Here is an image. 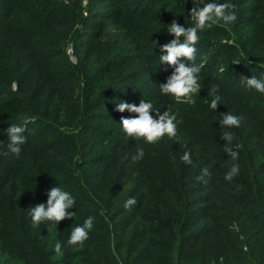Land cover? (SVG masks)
<instances>
[{
    "label": "trees",
    "instance_id": "16d2710c",
    "mask_svg": "<svg viewBox=\"0 0 264 264\" xmlns=\"http://www.w3.org/2000/svg\"><path fill=\"white\" fill-rule=\"evenodd\" d=\"M210 2L234 5L237 19L198 31L195 61L181 59L201 67V89L166 104L176 137L128 136L121 119L137 114L117 105L144 100L154 118L165 112L160 85L174 67L159 57L175 38L167 29L173 20L194 26L191 9ZM94 4L0 0V264H264V93L245 83L264 79V0H113L107 13ZM146 63L142 74L159 79L133 83ZM227 113L239 127H222ZM11 125L25 129L18 156L8 149ZM138 147L145 154L134 162ZM53 187L75 199L74 215L34 225L32 208ZM88 217V239L68 245Z\"/></svg>",
    "mask_w": 264,
    "mask_h": 264
},
{
    "label": "clouds",
    "instance_id": "9594fccd",
    "mask_svg": "<svg viewBox=\"0 0 264 264\" xmlns=\"http://www.w3.org/2000/svg\"><path fill=\"white\" fill-rule=\"evenodd\" d=\"M195 3V0H193ZM235 6L230 3H215L210 2L203 5V7H193L191 9V19L194 22L192 27H183L179 25L175 20L170 24L167 29L175 38L171 42L162 46L161 51L165 53L160 55L161 64H168L174 67L173 74L167 79V82L160 85L161 92L163 94L173 95L177 101L184 100L191 102V97L194 93L200 91V85L198 83V74L201 70L200 66L187 64L181 62V59L194 62L196 59L195 44L199 40L198 31H203L205 28L212 27L220 21L225 24L234 22L237 17L234 12L229 9ZM183 37V42L180 38ZM235 63H239L238 61ZM224 71L223 68L220 69ZM246 86L249 89H255L259 93H264V79H258L256 76L252 78H245ZM218 88H212L211 92L215 93ZM220 97L215 96L212 99L209 107L212 110L217 109ZM134 112L137 115L134 118H122L121 124L125 133L135 138L136 140L143 139L149 144H154L162 137L167 135L170 139L176 137V115L170 114V111H165L162 115L158 113V119L154 118L151 114L153 105L150 102L141 100L139 106L135 104H129L121 102L117 105L119 112L125 110ZM158 112V110H157ZM222 127L232 128L239 127L240 120L238 117L232 114H225L222 121H220ZM25 131L24 127L11 125L7 129L9 136L8 149L11 154L18 156L21 152L20 145L25 143V137L22 133ZM221 139L231 144L234 136L231 132H224ZM225 152L231 157L232 160L238 158V153L233 151L231 147L225 146ZM144 149L142 147L137 148V154L133 157V161H138L144 157ZM182 161L186 164H191L190 153L185 152L181 157ZM239 173V166L233 164L230 171L226 174L225 179L231 180L235 175ZM208 170L204 169L203 174L197 177L198 180H202L204 176H207ZM76 204L75 199L66 191H62L60 187L51 188L48 193L47 204H39L32 208L30 213L31 219L34 225L39 226L44 221H53L58 224L60 221L66 218H72L74 213L70 212ZM136 204L135 198H129L124 207L130 209ZM93 227V218L88 217L81 226H76L72 229L67 244L70 246H83L84 241L88 239V233ZM61 245L59 242L55 245V251L60 253Z\"/></svg>",
    "mask_w": 264,
    "mask_h": 264
},
{
    "label": "rangeland",
    "instance_id": "374dc122",
    "mask_svg": "<svg viewBox=\"0 0 264 264\" xmlns=\"http://www.w3.org/2000/svg\"><path fill=\"white\" fill-rule=\"evenodd\" d=\"M112 1L95 0L94 8H95V10H98L101 13L103 11H105L107 13V12H109V10L112 7ZM115 2H117V0H115ZM86 3H87V0H83V6H85ZM126 5H129V4H126ZM130 6L133 8V5L132 4H130ZM67 53L69 54L70 60L73 61V62H75L76 59H77V57L73 54V50L71 48H68L67 49ZM28 64L30 65L31 63H28ZM131 66H137V61L134 62V63H131ZM149 68H150V66L148 65V63H146L143 69H139L138 72L137 71H134L133 74L135 76L133 77L132 82L133 83H138V84H141L142 85V84H149V82H152L154 79H159L158 78V72H156V74L153 75V77H151L150 75H147V74H142V70H146V72H147V70ZM160 82L161 81H158L157 84H159ZM12 86H13L14 89L15 88H18V86L16 87V84L15 83H13ZM31 87L32 86H27V89H30ZM161 94H163V93L161 92ZM172 97H173V95H171V94H167V95H162L161 96V98L159 100V103H165L163 108L160 107V110L161 111L162 110L166 111V109H165L166 108V104H170V102H172Z\"/></svg>",
    "mask_w": 264,
    "mask_h": 264
}]
</instances>
